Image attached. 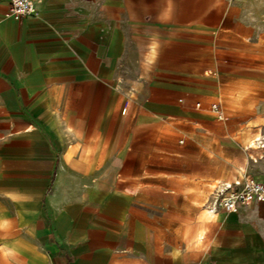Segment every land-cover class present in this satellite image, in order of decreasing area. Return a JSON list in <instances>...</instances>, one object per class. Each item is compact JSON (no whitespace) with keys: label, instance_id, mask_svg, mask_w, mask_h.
<instances>
[{"label":"crops","instance_id":"crops-1","mask_svg":"<svg viewBox=\"0 0 264 264\" xmlns=\"http://www.w3.org/2000/svg\"><path fill=\"white\" fill-rule=\"evenodd\" d=\"M33 1L0 0V264H264V202L208 207L264 181V134L206 209L171 134L264 0Z\"/></svg>","mask_w":264,"mask_h":264},{"label":"rangeland","instance_id":"rangeland-1","mask_svg":"<svg viewBox=\"0 0 264 264\" xmlns=\"http://www.w3.org/2000/svg\"><path fill=\"white\" fill-rule=\"evenodd\" d=\"M239 26V21H225L217 30L225 42L215 45L221 51V62L211 68V77H219V86L214 92L198 93L188 102L189 119L171 125L175 145L188 151L190 159L188 167L179 163L178 170L189 172L199 185L195 191L201 194L199 205L204 209L217 180L236 175L234 164L243 158L237 141L254 146L255 137L264 134V10L250 25L249 35ZM236 30L237 41L229 42Z\"/></svg>","mask_w":264,"mask_h":264},{"label":"built area","instance_id":"built-area-1","mask_svg":"<svg viewBox=\"0 0 264 264\" xmlns=\"http://www.w3.org/2000/svg\"><path fill=\"white\" fill-rule=\"evenodd\" d=\"M35 14L33 0H11L8 15L21 20L24 17ZM199 106L200 103H197ZM213 109L219 112L216 104ZM222 118V114H219ZM254 202H264V181L253 177L244 176L231 182L218 185L211 193L208 207L214 213L222 210L224 212H237L243 205Z\"/></svg>","mask_w":264,"mask_h":264},{"label":"bare ground","instance_id":"bare-ground-1","mask_svg":"<svg viewBox=\"0 0 264 264\" xmlns=\"http://www.w3.org/2000/svg\"><path fill=\"white\" fill-rule=\"evenodd\" d=\"M261 136V135H260ZM259 138H261V137H259Z\"/></svg>","mask_w":264,"mask_h":264}]
</instances>
